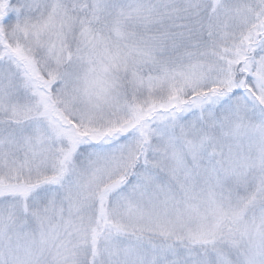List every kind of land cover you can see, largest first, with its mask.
<instances>
[{"label": "snow or ice", "instance_id": "obj_1", "mask_svg": "<svg viewBox=\"0 0 264 264\" xmlns=\"http://www.w3.org/2000/svg\"><path fill=\"white\" fill-rule=\"evenodd\" d=\"M0 264H264V0H0Z\"/></svg>", "mask_w": 264, "mask_h": 264}]
</instances>
